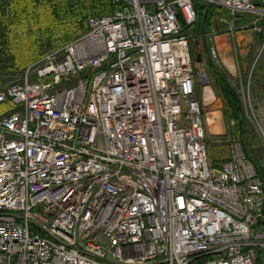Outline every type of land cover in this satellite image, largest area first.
Listing matches in <instances>:
<instances>
[{
	"label": "built area",
	"instance_id": "1",
	"mask_svg": "<svg viewBox=\"0 0 264 264\" xmlns=\"http://www.w3.org/2000/svg\"><path fill=\"white\" fill-rule=\"evenodd\" d=\"M114 1L0 89V264H258L264 178L236 118L212 142L229 156L211 157L181 19L198 22L196 0ZM201 1L229 12L234 41L238 14L264 18L256 0ZM235 80L264 145L252 78Z\"/></svg>",
	"mask_w": 264,
	"mask_h": 264
},
{
	"label": "trees",
	"instance_id": "2",
	"mask_svg": "<svg viewBox=\"0 0 264 264\" xmlns=\"http://www.w3.org/2000/svg\"><path fill=\"white\" fill-rule=\"evenodd\" d=\"M207 4L208 2L196 0L199 20L193 25H188L181 16L185 32L201 34ZM121 7L122 3L114 0H0V72H8L12 77L21 74L29 64L86 33L89 30L88 19L91 16L109 15ZM219 15L229 17V12L213 3L206 22L207 34L217 27L218 22L220 23ZM245 17L250 21L258 16L240 13L236 16V25L239 18ZM262 34L264 36V23ZM222 76L225 82L223 86L231 100L227 109V119L233 117L240 121L244 115L240 95L230 86L226 76L223 74ZM1 81L3 83L0 89H3L7 83L4 79ZM0 104H2L0 115L14 109L11 100ZM248 132L249 129L245 127L242 135L245 140L249 137ZM248 154L256 160L250 150ZM257 162L260 175L264 178L262 166L259 161ZM262 255L263 251L260 252L259 258Z\"/></svg>",
	"mask_w": 264,
	"mask_h": 264
},
{
	"label": "rangeland",
	"instance_id": "3",
	"mask_svg": "<svg viewBox=\"0 0 264 264\" xmlns=\"http://www.w3.org/2000/svg\"><path fill=\"white\" fill-rule=\"evenodd\" d=\"M253 20V19H252ZM251 20V21H252ZM238 37L243 39L242 34L235 33V40L233 42V45L229 43L228 47L231 50L232 53L226 54L223 51H218L221 61H214L215 67L211 65L209 60L204 57L202 61L198 63V52H202L203 49V39L202 36L196 35L192 39L194 41L192 46V51L194 48V58L197 65V76L199 78L198 80V93L201 98L205 118H206V126H207V135H208V143L210 145L209 150L211 157L213 161L219 162L221 157H228L229 152L225 148L218 147L214 145L213 139L218 136L219 134H223L228 132V112L227 107L229 106V102L231 100L227 96V93L225 91V87L223 86V75H225L230 83V86L234 88V90L237 91V85L235 80V75L237 72V69L240 68L242 70V74L244 77V81H247V79L251 76L253 81L252 89L256 93L258 97V101L260 102V111L264 108V71L259 70V66L262 64L263 57H260L255 65V69H253V65H244L243 59L241 54L243 53V47L238 43ZM199 40L200 48H198L197 41ZM192 43V42H191ZM221 47V46H220ZM222 48V47H221ZM198 49V51H197ZM230 52V51H229ZM259 51L256 55H258ZM234 60L235 64V71L233 72L231 68L228 66L227 59L231 60V58ZM256 57V56H255ZM256 60V59H254ZM250 66V67H248ZM237 68V69H236ZM2 77V78H1ZM15 78L10 76L8 72H0V80L4 79V81L7 83V85ZM3 83V81L0 82V85ZM212 93H209L210 91ZM209 93V94H208ZM211 96V97H210ZM214 97V98H213ZM212 98V99H211ZM2 105V104H0ZM6 112V111H5ZM9 112V111H8ZM6 112V113H8ZM4 113V114H6ZM3 115V114H2ZM216 115L220 116V120L222 123L221 130L215 131L212 128L211 119H214ZM247 120V119H246ZM247 127L249 129V139L252 141V145H248L250 151L255 155V159L259 162H261L262 157L264 155V145L262 138L259 135V131L255 128V126L250 123L248 120L246 121V124L244 125V128ZM240 132V130H239ZM249 140V141H250ZM258 264H264V255H262L261 258L258 259Z\"/></svg>",
	"mask_w": 264,
	"mask_h": 264
},
{
	"label": "crops",
	"instance_id": "4",
	"mask_svg": "<svg viewBox=\"0 0 264 264\" xmlns=\"http://www.w3.org/2000/svg\"><path fill=\"white\" fill-rule=\"evenodd\" d=\"M258 4L264 6V0H258ZM252 14V13H250ZM254 14V13H253ZM256 15V14H254ZM257 16V15H256ZM218 18L220 23L218 22ZM217 18V27L213 29L220 30L217 34V37L215 39V43L219 49V51H223L226 54L232 53L231 50L229 49L228 45L229 43H233L234 40L230 33L227 31L228 29V18L224 15H219ZM237 20V19H236ZM238 24H237V34H242L243 39L238 37V43L243 47V53L241 54L242 59H243V64L244 65H253L256 57H257V52L262 51L261 57L262 59V64L259 66V70L264 71V47H263V42H264V36L262 34L263 31V23H264V18L257 17L254 18L252 21L248 20L247 17L245 18H239L238 19ZM212 29V30H213ZM236 41V40H235ZM222 48H221V47ZM230 51V52H229ZM256 56V57H255ZM200 61L198 60V63ZM250 67V66H248Z\"/></svg>",
	"mask_w": 264,
	"mask_h": 264
},
{
	"label": "water",
	"instance_id": "5",
	"mask_svg": "<svg viewBox=\"0 0 264 264\" xmlns=\"http://www.w3.org/2000/svg\"><path fill=\"white\" fill-rule=\"evenodd\" d=\"M211 6H212V3L208 2L207 8L205 9V12L203 14L202 39H203V47L205 48L206 53L208 55V60L211 63V65L213 67H215V63H214L213 58L211 56L210 46H209L208 37H207V29H206V22L208 20V16H209ZM197 44H198V48H200L199 40L197 41ZM197 51H198V49H197ZM202 59H203V57H202L201 52H198V60L202 61ZM244 125H245V117L243 115L239 121V130H240L241 136L243 135V132H244ZM256 167L258 168V164H256Z\"/></svg>",
	"mask_w": 264,
	"mask_h": 264
},
{
	"label": "bare ground",
	"instance_id": "6",
	"mask_svg": "<svg viewBox=\"0 0 264 264\" xmlns=\"http://www.w3.org/2000/svg\"><path fill=\"white\" fill-rule=\"evenodd\" d=\"M231 60L227 59V63H228V66L231 68V70L234 72L235 71V64H234V60L232 57H230ZM237 69V68H236ZM209 93H212L211 90L208 91ZM208 93V94H209ZM211 97V96H210ZM214 98V97H213ZM212 99V98H211ZM220 116L219 115H216L214 117V119H211V124L213 125L212 128L215 130V131H219L221 130V127H222V123H221V120H220Z\"/></svg>",
	"mask_w": 264,
	"mask_h": 264
},
{
	"label": "flooded vegetation",
	"instance_id": "7",
	"mask_svg": "<svg viewBox=\"0 0 264 264\" xmlns=\"http://www.w3.org/2000/svg\"><path fill=\"white\" fill-rule=\"evenodd\" d=\"M209 42V41H208ZM193 43H194V41H192V45H193ZM193 53H194V48H193ZM201 54H202V57L204 58V57H206L207 59H208V55H207V53H206V50H205V48L203 47V49H202V52H201ZM197 55H198V53H197ZM222 75V74H221Z\"/></svg>",
	"mask_w": 264,
	"mask_h": 264
}]
</instances>
